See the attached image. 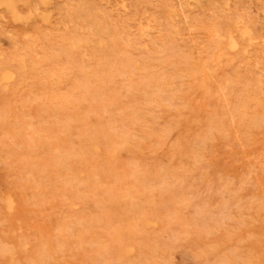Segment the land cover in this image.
<instances>
[{
	"label": "rangeland",
	"instance_id": "obj_1",
	"mask_svg": "<svg viewBox=\"0 0 264 264\" xmlns=\"http://www.w3.org/2000/svg\"><path fill=\"white\" fill-rule=\"evenodd\" d=\"M0 264H264V0H0Z\"/></svg>",
	"mask_w": 264,
	"mask_h": 264
},
{
	"label": "bare ground",
	"instance_id": "obj_2",
	"mask_svg": "<svg viewBox=\"0 0 264 264\" xmlns=\"http://www.w3.org/2000/svg\"><path fill=\"white\" fill-rule=\"evenodd\" d=\"M140 36H142V35H140ZM146 37V36H145ZM150 37V36H149ZM133 39H135V38H133ZM150 39V38H149ZM142 40H144V39H142ZM146 40V39H145ZM148 40V39H147ZM149 41V40H148ZM136 42V41H135ZM130 43H131V41H130ZM133 43V42H132ZM135 45V44H134ZM21 57V56H20ZM15 58H17V57H15ZM37 70H39V69H37ZM4 72V71H3ZM41 73V72H40ZM3 74V73H2ZM39 74V73H38ZM8 77V76H7ZM37 77H41V76H37ZM45 77V76H44ZM46 77H47V75H46ZM45 77V78H46ZM50 77V76H49ZM5 78V77H4ZM9 78H10V76H9ZM42 78V77H41ZM6 79V78H5ZM8 79V78H7ZM6 79V81H8ZM40 80V79H39ZM42 80V79H41ZM40 80V81H41ZM70 119H73L72 117L70 118ZM82 120H83V118H81ZM134 120V119H133ZM137 121V120H136ZM139 121H140V119H139ZM67 122V121H66ZM68 123V122H67ZM70 123H72L71 121H70ZM70 124H68V126H69ZM139 125H140V123H139ZM67 126V124L65 125V127ZM67 128V127H66ZM104 134V133H103ZM117 136H119V135H117ZM125 138V137H124ZM69 147V146H68ZM74 149V148H73ZM67 150H69V149H67ZM71 150V149H70ZM92 150V149H91ZM74 151V150H73ZM94 151V150H93ZM72 158V157H71ZM69 159V158H68ZM67 159V160H68ZM78 159V158H77ZM77 173V172H76ZM70 177V176H69ZM77 177V176H76ZM95 188H96V186H95ZM94 189V188H93ZM77 191V190H76ZM81 192V191H80ZM82 193H84V191L82 192ZM76 194V193H75ZM78 197V196H77ZM76 225V224H75ZM137 225V224H136ZM78 230H79V228H78ZM68 231H69V229H68ZM73 231H75L74 229H73ZM71 232V231H70ZM77 233V232H76ZM69 235H71V234H69ZM74 235V234H73Z\"/></svg>",
	"mask_w": 264,
	"mask_h": 264
}]
</instances>
